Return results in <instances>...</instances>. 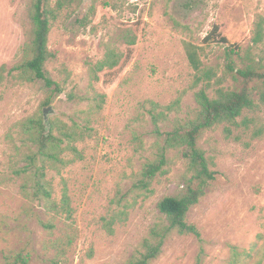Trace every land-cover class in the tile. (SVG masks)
<instances>
[{"label":"rangeland","instance_id":"1","mask_svg":"<svg viewBox=\"0 0 264 264\" xmlns=\"http://www.w3.org/2000/svg\"><path fill=\"white\" fill-rule=\"evenodd\" d=\"M58 1L62 6L51 24L48 47L53 56L46 68L61 91H50L41 80L19 83L6 77L0 84V264L3 255L19 249L28 236L30 264H50L47 258L53 251L44 249V243L65 232L73 242L60 264H124L150 226L164 220L157 202L179 194L188 176L181 150H171L168 172L157 175L148 190L137 187L143 164L154 157L151 102L171 104L172 110L159 122L161 130H170L196 110L197 90L205 88L214 96L218 87H234L225 68V49L238 45L256 54L252 36L255 23L264 20V0L52 3ZM30 3L0 0V66L10 67L21 57L31 30ZM213 32L208 45L204 39ZM188 43L197 50L200 72L188 56ZM109 49L119 52V63L92 80L89 66ZM68 93L76 97L68 99ZM99 95L104 96L100 108ZM47 97L51 102L42 105ZM48 106V121L89 120L90 128L77 143L82 158L50 170L53 197L59 200L65 192L73 208L72 221L56 218L51 234L37 221V216L48 218L43 207L25 195L24 180L15 174L27 151L17 134L18 122ZM258 116L264 125V114ZM225 125L205 131L199 139L215 179L186 219L199 229L203 242L174 232L150 264H196L201 245L202 264H229L231 246L238 251L252 244L264 248V133L253 137L252 126L239 125L226 135ZM113 216L109 234L104 224Z\"/></svg>","mask_w":264,"mask_h":264},{"label":"trees","instance_id":"2","mask_svg":"<svg viewBox=\"0 0 264 264\" xmlns=\"http://www.w3.org/2000/svg\"><path fill=\"white\" fill-rule=\"evenodd\" d=\"M61 6L60 1L53 4L52 0H31L29 40L23 45L21 57L15 64L10 67L0 66V84L6 77L19 83L41 80L50 91L56 93L61 91V87L51 78L46 68V63L53 56L48 47V36L52 21ZM263 23L264 20L255 23L256 28L252 36L256 54H252L251 49L244 50L238 45H229L225 49V68L236 82L234 87H218L214 96H209L205 88L197 90L194 93L196 110L185 119L176 122L170 130H161L159 122L164 121L167 112L172 110L171 104L161 106L151 102L148 111L154 125L152 134L156 137L153 144L154 157L143 164L136 185L148 190L157 175H165L169 170L168 153L171 150H181L188 176L179 194L163 196L157 202V209L164 220L150 226L139 249L124 264H150L161 254L166 240L174 232L192 234L201 243L203 242L199 229L186 219L189 209L199 201L205 193V188L215 179V172L210 169V161L199 146V139L205 131L223 123L226 124L224 126L226 135L232 133V126L239 125L247 129H251L252 126L253 137H259L264 133V125L258 119V113L264 114ZM214 34L215 32L204 39L208 45L213 41ZM220 39L224 38L220 37ZM128 43H134L132 36H128ZM188 46L190 48L188 56L195 69L200 72L201 62L197 58V50L192 44L188 43ZM236 58L240 62L238 65ZM120 59L119 52L113 49L107 50L102 59L89 66L90 78L97 81L99 71L115 67ZM203 75L207 79L210 77L209 71H205ZM199 79L201 76L197 77L198 81ZM67 97L74 99L76 95L68 93ZM103 97L99 95L96 104L98 108ZM50 102L51 98L47 97L42 105H48ZM246 112L253 115L249 117ZM239 117H242L240 122L237 121ZM48 122L49 127L46 128L40 110L18 122L17 134L27 151L23 152L22 156L24 164L17 168L15 174L24 180L21 189L25 195L43 207L48 218L43 220L37 216V221L46 232L51 234L56 228V218L72 221L73 208L65 192L59 200L53 197L50 170H59L73 159L82 158L77 143L87 135L90 128L89 120L79 123L71 118L69 124L59 118H53ZM114 221L113 216L104 224L109 234L113 232ZM72 242L73 238L67 232L45 242L44 249L53 251L47 261L50 264L62 263ZM31 253V239L28 236L19 249L8 251L3 255L2 264H30ZM203 253L204 249L201 245L196 256V264H202ZM228 262L229 264H264V248L252 244L250 249L238 251L235 246H231Z\"/></svg>","mask_w":264,"mask_h":264},{"label":"water","instance_id":"3","mask_svg":"<svg viewBox=\"0 0 264 264\" xmlns=\"http://www.w3.org/2000/svg\"><path fill=\"white\" fill-rule=\"evenodd\" d=\"M51 109H52L51 106L44 107V108L42 109L43 120H44V123H45V125H46V128L49 127L48 115H49Z\"/></svg>","mask_w":264,"mask_h":264}]
</instances>
